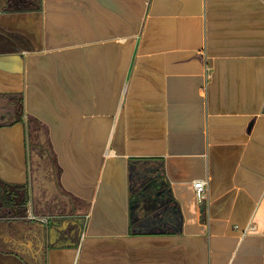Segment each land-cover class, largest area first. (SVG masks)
<instances>
[{
  "label": "crops",
  "instance_id": "1",
  "mask_svg": "<svg viewBox=\"0 0 264 264\" xmlns=\"http://www.w3.org/2000/svg\"><path fill=\"white\" fill-rule=\"evenodd\" d=\"M0 181V264H264V0H0Z\"/></svg>",
  "mask_w": 264,
  "mask_h": 264
},
{
  "label": "water",
  "instance_id": "2",
  "mask_svg": "<svg viewBox=\"0 0 264 264\" xmlns=\"http://www.w3.org/2000/svg\"><path fill=\"white\" fill-rule=\"evenodd\" d=\"M141 184L138 188V190H136V195L141 196L144 199H147L146 201L147 204L144 205V207H146L147 209L151 208L153 209L151 212L152 215L156 214H160L161 209H163V204H159L161 202V199L163 197V195H165L166 191H167V185H165L162 182V179L159 177H153L148 173H145L144 175H142V179H141ZM163 185L165 187H163ZM48 194H49V198L47 200H49V206L47 207V209L49 210L46 215L47 216H52V211L51 208L53 207H57L58 206V202L56 201V196H53V191H50V188H48ZM54 197V198H53ZM156 202V203H155ZM159 204V205H156ZM151 206V207H150ZM205 207H206V202L202 203L199 205V212L201 214V216L204 214L205 211ZM42 230H45V225L44 224H40Z\"/></svg>",
  "mask_w": 264,
  "mask_h": 264
},
{
  "label": "flooded vegetation",
  "instance_id": "3",
  "mask_svg": "<svg viewBox=\"0 0 264 264\" xmlns=\"http://www.w3.org/2000/svg\"><path fill=\"white\" fill-rule=\"evenodd\" d=\"M45 158L46 159L44 161V170H47V172L49 173V177L51 179L52 175L50 173H52L51 170L52 164L50 162L49 157H45ZM16 190H19V193H17ZM53 193L56 196V197L54 196L56 198V201L59 202L57 207L51 208V211L55 213L57 212V213L67 214L69 210L64 205L65 201L63 195L60 192H58L57 189H55ZM26 196L27 195L24 188L19 189L16 187H9L7 186V184L0 181V216H6L7 214H9L10 208L14 206H17V211H22V209H24L23 201L25 200ZM38 235L39 237H41L42 240L44 239L43 234L41 235V233L38 232Z\"/></svg>",
  "mask_w": 264,
  "mask_h": 264
},
{
  "label": "built area",
  "instance_id": "4",
  "mask_svg": "<svg viewBox=\"0 0 264 264\" xmlns=\"http://www.w3.org/2000/svg\"><path fill=\"white\" fill-rule=\"evenodd\" d=\"M207 180L206 179H197L194 180L192 185L195 192V196L197 199V203L200 205L204 202H206L207 198ZM17 218H21L25 221H31V222H38L40 224L47 225L50 223L51 216H47L45 214H40L36 211L34 201L30 197H28L24 214L21 216H18Z\"/></svg>",
  "mask_w": 264,
  "mask_h": 264
},
{
  "label": "rangeland",
  "instance_id": "5",
  "mask_svg": "<svg viewBox=\"0 0 264 264\" xmlns=\"http://www.w3.org/2000/svg\"><path fill=\"white\" fill-rule=\"evenodd\" d=\"M27 123H28V121H27ZM27 196H28V194H27ZM70 212H71V210H70V208H69V212H68V213H70ZM68 218H70V217L65 216V215H63V217H62L63 220H70V219H68ZM20 219H21V218H20ZM21 221H22V219H21ZM23 221H25V220H23ZM68 224H70V223H68ZM76 224H77V223H76ZM76 224H75V226H74V229H77ZM68 228H71V226L69 225Z\"/></svg>",
  "mask_w": 264,
  "mask_h": 264
},
{
  "label": "trees",
  "instance_id": "6",
  "mask_svg": "<svg viewBox=\"0 0 264 264\" xmlns=\"http://www.w3.org/2000/svg\"><path fill=\"white\" fill-rule=\"evenodd\" d=\"M26 195H27V194H26ZM25 199H26V200H24V201H23V203H24V204L27 202L28 196H26V198H25ZM137 210H138V211H139V210H141V211H142V210H143V208H142V207L140 208V207L138 206Z\"/></svg>",
  "mask_w": 264,
  "mask_h": 264
}]
</instances>
